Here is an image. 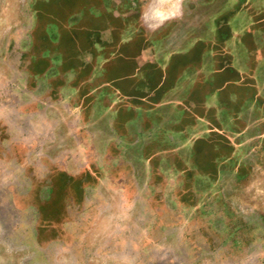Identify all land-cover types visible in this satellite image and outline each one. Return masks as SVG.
<instances>
[{"label": "crops", "instance_id": "1", "mask_svg": "<svg viewBox=\"0 0 264 264\" xmlns=\"http://www.w3.org/2000/svg\"><path fill=\"white\" fill-rule=\"evenodd\" d=\"M33 1L25 0L23 8L25 49L0 67V197L9 198L21 219L44 222L51 219L53 188L85 190L74 203L79 207L81 202L83 210L74 207L57 215L64 221L59 235L73 242L37 249L24 244L21 250L33 253L24 263L264 264V167L256 161L262 148L254 136L260 121L239 115L231 125L226 102L220 100L232 77L249 81L255 98L264 89V68L253 67L243 44L232 61L235 75L224 68L214 75L204 68L179 69L160 98L117 101L106 86L110 46L99 37L103 33L94 35L113 20L115 0H95L98 13L88 14L92 20L86 26L80 23L93 30L79 37L70 33L68 40L61 30L69 27L36 16ZM121 2L122 11L135 4L136 25L144 31L163 28L180 8L187 12L189 40L206 37L216 11L195 0ZM154 16L161 21L152 22ZM177 49L159 53L178 56ZM100 52L106 66L97 71ZM96 82L105 89H95ZM220 139L226 149L218 147ZM211 144L212 152L204 147ZM203 155L213 156L210 164L200 159ZM148 188L154 190L150 199ZM114 197L124 211L122 243H101L116 231L110 230ZM136 204L145 210H124ZM0 213L6 218L2 208ZM81 221L88 226L81 227ZM15 245L12 252L18 251ZM35 252L41 255L34 258Z\"/></svg>", "mask_w": 264, "mask_h": 264}, {"label": "rangeland", "instance_id": "2", "mask_svg": "<svg viewBox=\"0 0 264 264\" xmlns=\"http://www.w3.org/2000/svg\"><path fill=\"white\" fill-rule=\"evenodd\" d=\"M210 2L211 8H216L219 5V2L221 0H208ZM262 2V1H261ZM25 0H0V67L4 68L6 67V63L9 60L7 59H14L15 56H12L14 53H19L24 51L25 49V43L23 42L22 32H21V25L23 24V21L25 19V12L23 10L24 8ZM196 5H201L203 3H207L206 0H195ZM264 3V2H263ZM39 6L37 7V14H39L41 19H48L53 20L55 22H61V26H64L63 23H65L66 26L69 28H62L61 33L62 36L65 37L66 40H68V36L70 33H75V37H79L81 35V32L85 30L88 32H91L93 28L86 27L85 29H82L80 23H83L84 26L88 24V20H92V17H90L88 14H97L98 13V3H95V0H60L57 2V4L53 5L52 0H37V3ZM259 4V3H258ZM222 10L225 11V9L228 6H232L233 8H237V5L243 6V3H240V0L234 3L233 0H222L221 1ZM254 6V3H252ZM247 8V7H246ZM243 12L245 10H242ZM198 12V11H197ZM207 11L198 12V14H205ZM136 14V13H135ZM187 12L181 10L179 8V11L175 12L173 15L174 17L170 19L167 22V25H165L163 28L159 29H153L149 31H144L139 26H135L136 28H139L141 30V35H143L149 42L157 41L156 43L151 45L153 46V50L158 52L160 49H170V47L175 48L178 47V56L175 53H171L170 51L164 52V54L172 55V58L177 57V65L178 67H183L185 63L188 62L190 59H186L192 43H197L198 41H202L201 39H197L192 42V40H189L190 36L188 35L187 31L189 30L187 27V23L185 20H187ZM154 23L160 22L162 17L161 16H154ZM102 27L101 25H99ZM74 27V28H72ZM131 28V32L136 30V28ZM97 28V27H96ZM129 33V35L132 37L134 36L133 33ZM25 36V34H23ZM122 36V33H121ZM196 39V38H195ZM172 40V41H170ZM183 49L185 54H180ZM176 50V51H177ZM209 49L206 48V51ZM245 52H248L244 48ZM258 54V51L254 53ZM114 61L111 64V72L112 76L111 78L115 82H120V84H125L123 80H125L122 72L125 69L126 65L122 64L123 51H113L110 54V47L108 49V56ZM185 55V56H183ZM193 57L195 58V55L193 54ZM251 61H252V56ZM253 57V67L256 68V66H261V68H264V57H259L258 59H255ZM15 60H13V63ZM165 65V64H164ZM99 75V80H100ZM229 78V77H228ZM122 79V80H121ZM233 79V77H232ZM229 80V85L226 87V92L222 94V98L220 100H224L226 102V108H225V115L229 122H231V125H236V122L239 121V115L240 116H252L254 117L255 121H260V123L255 124V134L257 142L260 144V148H262L261 155L257 156L256 161L258 164H260L262 167H264V122L262 123L261 120L264 118V89L261 91H257L258 94L255 98V92L250 91L248 86L250 84L249 81H240V83L236 84V81H238V77H234L235 80ZM224 95V96H223ZM208 97V98H207ZM207 99L210 101L213 99L212 96H206ZM253 108L250 107L249 102L254 101ZM213 103V101H211ZM246 104L243 108H238L237 105L239 104ZM147 105V106H146ZM145 105V109L149 111V104ZM252 106V105H251ZM197 113V112H196ZM206 113L198 112V115H205ZM211 116V112L209 111L207 115ZM230 126V125H228ZM259 135V136H257ZM259 139V140H258ZM218 146L220 149L223 150V148H227V144L224 143L223 140H219ZM201 147L199 144L196 146ZM210 151L212 152V148L214 146L211 144L209 146ZM208 151V152H210ZM213 156H207L203 155L200 156V159L207 160L209 164L211 163ZM205 163V162H204ZM154 167V165H153ZM153 173V171H152ZM155 173V171H154ZM101 175L100 171L98 172L97 178ZM85 180L88 181V178H85ZM85 181V182H87ZM88 183V182H87ZM83 188L78 187H71V188H53L51 190V219L45 220L44 222H39L36 220H25L21 219L20 216L18 217L17 214L14 212V210L11 209L9 198L8 197H0V200H3V203L0 208H2V211L5 212L4 215H6V218L1 219L0 218V246H3L0 250V264H9L11 261L14 260V264H25L24 262L26 260L30 259V256L33 253H27L24 249V244H33L34 248H36V245L40 247L42 244L47 243H57V242H68L72 243L73 239L72 237L68 236L64 240V236L59 235L58 228L62 227L64 221L63 219H60L57 217L59 213L66 212L69 213L71 209L80 208V210H83L82 204L80 202L79 207L77 205H74V203L81 197V194L83 192ZM154 196V190L152 188H148L146 192L147 199H150ZM114 208V217L115 219L112 220L110 226V230L116 229V231H113L111 233V236H107L103 239L101 243H122V237L119 232L120 229V223L122 222L121 217L123 215L122 207L120 205L119 199L114 197V200L112 199L111 203ZM81 206V207H80ZM145 207L143 205L136 204L134 206H130V209H124L126 211L135 212V211H142L145 210ZM149 208V207H148ZM1 214V213H0ZM59 216V215H58ZM68 222V221H67ZM88 221H81V227L88 226ZM131 229V228H130ZM38 230V231H37ZM49 231V236H42L41 233H45ZM40 233V234H39ZM111 238V239H110ZM86 238L84 237L83 240ZM110 239V241H109ZM84 242V241H83ZM17 245L18 251L12 252L10 249L11 245ZM15 245V246H16ZM17 255V261L15 260ZM40 256V252L34 253V258H37L36 256Z\"/></svg>", "mask_w": 264, "mask_h": 264}, {"label": "flooded vegetation", "instance_id": "3", "mask_svg": "<svg viewBox=\"0 0 264 264\" xmlns=\"http://www.w3.org/2000/svg\"><path fill=\"white\" fill-rule=\"evenodd\" d=\"M58 1L60 0H52V4L55 5ZM206 1L207 3L204 4L208 5L210 10H216L210 16V31L204 39H192V42L197 39H201L202 41L192 43L190 50L187 52L191 55V58H186L190 60L183 67L179 68L177 57L172 58V55L161 54L159 51L153 50L154 48L151 43H156L157 41L149 42V40L141 35V30L135 27L137 26L135 4L131 2L129 9L122 11L119 10L122 3L121 0H115L113 20L108 23L106 28L102 24L101 32L94 35L97 37L100 33H103L104 37H99L102 41H108L110 54L116 50L124 52L122 64L126 65V67L122 72L125 77V80H123L125 84L123 85L111 78L112 72L110 68L114 59L111 57L107 59L108 80L106 86L109 89H113V95L117 101H139L160 98L175 82L179 69L180 71L193 69L196 72V70L204 68V71H211L214 75L218 71L220 72L221 68H224L230 74L235 75L237 73L232 61L239 53L238 45L240 43L248 50L246 53L252 56V58L256 51H258V54H255L256 56L264 57V0H240V3H243L242 7L241 5H237V8L228 6L225 11L221 8L222 0L216 8H211L210 2ZM233 1L234 3L237 2V0ZM36 3L37 0H34V14L39 16L37 14V7L39 5ZM252 3H254V6ZM242 10L245 11L243 12ZM133 27L136 30L131 32V28ZM130 32L134 36L131 37L129 35ZM95 45H97V50L101 48L98 44ZM206 48L209 50L206 51ZM78 51L79 49L75 52ZM197 51L198 53L200 52L199 55H197ZM101 53L103 52L96 55L94 62L97 71L106 66ZM259 57L254 58L258 59ZM93 80H95V76ZM97 80L98 78H96ZM238 83H240L239 79L236 81V84ZM70 85L72 86V84ZM102 85L103 83L96 82L94 86L95 89H105Z\"/></svg>", "mask_w": 264, "mask_h": 264}]
</instances>
